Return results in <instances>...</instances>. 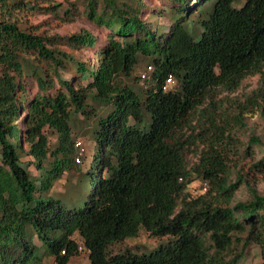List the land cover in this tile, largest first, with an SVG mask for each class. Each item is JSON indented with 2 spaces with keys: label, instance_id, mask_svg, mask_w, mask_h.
<instances>
[{
  "label": "trees",
  "instance_id": "16d2710c",
  "mask_svg": "<svg viewBox=\"0 0 264 264\" xmlns=\"http://www.w3.org/2000/svg\"><path fill=\"white\" fill-rule=\"evenodd\" d=\"M193 1L175 0L180 6L165 22V14L142 20L117 0H107L112 13L102 17L97 1L89 2L90 19L112 31L96 66L22 29L16 9L31 5L0 0V264H43L44 258L69 264L81 250L91 264H242L252 245L264 264V194L241 173L231 180L224 121L210 105L199 109L211 91L235 92L257 75L259 87L233 118L243 125L244 114L264 105V0ZM69 41L88 48L96 38L84 30ZM37 59L52 66L60 84L54 94L48 91L55 82ZM143 61L142 74L152 71L141 94L120 77L131 78ZM69 65L76 74L66 72ZM29 75L43 93L30 99L20 83ZM89 98L111 110L94 131L95 150L79 187L90 180V194L80 207L79 200L50 192L79 165L71 123L88 114ZM197 111L205 127L181 139L177 133ZM47 129L58 134L53 149ZM249 145L263 143L252 137ZM254 168L263 172L264 162ZM195 180L207 186L193 196L188 187ZM243 186L251 195L237 200ZM141 230L168 241L148 253H110Z\"/></svg>",
  "mask_w": 264,
  "mask_h": 264
},
{
  "label": "rangeland",
  "instance_id": "374dc122",
  "mask_svg": "<svg viewBox=\"0 0 264 264\" xmlns=\"http://www.w3.org/2000/svg\"><path fill=\"white\" fill-rule=\"evenodd\" d=\"M31 5V7H23L16 9L18 24L24 30L42 36L47 39L49 47H56L59 50L74 56L76 59L85 62L86 65H98L97 55L99 50L106 44L110 33L107 26L100 25L89 17V2L93 0H20ZM95 13L99 16H109L112 11L109 9L107 0H96ZM122 8H134L139 13L142 20H149L158 14H165L161 22L172 17L174 12L178 10L180 4L175 0H117ZM191 0V4H192ZM48 2V4H47ZM193 3H195L193 1ZM188 4V6H191ZM50 6V7H49ZM173 13V14H172ZM88 31L95 38L94 47H76L69 38L73 35H80L83 31ZM50 42V43H49ZM37 58V57H36ZM38 60V59H37ZM39 62V63H38ZM36 64L41 65L46 72L48 79L54 80L55 87L48 91L54 94L59 88V81L56 79L52 71V66L46 62L38 60ZM148 66L146 62H141L131 78L120 77L122 83L134 87L138 92L144 94L150 87L148 82L142 81L140 75ZM66 72L76 74L74 65H69ZM71 79V76L68 77ZM25 89L27 98L35 97L41 93L36 78L31 75L25 76L20 80ZM84 84V83H83ZM260 85V76H250L246 78L240 88L235 92H226L220 89L210 92L208 99L202 107L210 105L211 109L215 108L221 115L222 124L227 129V137L225 148L228 149V164L231 180H237V176L241 173L246 179L250 180V184L260 193L264 194V171L258 172L254 168V164L264 162V105L259 108H251L250 112L244 114L243 125L236 122L233 118L240 113V107L244 106L246 99L252 95ZM43 94V93H41ZM88 114H77L71 123L73 130V140L81 142L84 147V156L81 157V164L73 166L68 172L55 183L50 195L63 199L64 201L77 202V205L83 207L88 195L90 194L91 181L85 183V188L80 192V180L84 172L88 171L89 162L93 157L95 150L94 131L97 127L98 120L105 117L111 110L104 103H98L92 98L86 101ZM23 116L26 111H23ZM198 111L190 117V122L177 134L181 139L189 138V136L197 134L205 127L203 125L205 119L199 120ZM201 121V124H198ZM19 128L23 129L22 122L19 121ZM45 134L48 137L50 148L53 149L58 143V134L54 130L47 129ZM252 137L259 138L263 143L262 147L249 145ZM201 145V144H200ZM203 148L202 145L200 147ZM195 147H191L187 151V160L190 166L197 162ZM78 151L75 146L73 156L77 157ZM29 160V159H25ZM30 170L36 174L34 166ZM206 183L200 180L193 181L188 191L193 195H199L205 191ZM80 194V195H79ZM251 193L247 186H243L237 193V200H247ZM80 196V197H79ZM77 242L82 245L81 239L75 235ZM168 238H154L145 230H141L136 238L128 239L123 243L115 244L110 247L112 254L119 253L126 249H131L137 253H148L156 249L160 244L166 243ZM245 262L242 264H260V252L256 245H252L247 254ZM53 258H44L43 264H54ZM69 264H91L89 254L86 250H81L78 255L70 260Z\"/></svg>",
  "mask_w": 264,
  "mask_h": 264
},
{
  "label": "built area",
  "instance_id": "2783aa9c",
  "mask_svg": "<svg viewBox=\"0 0 264 264\" xmlns=\"http://www.w3.org/2000/svg\"><path fill=\"white\" fill-rule=\"evenodd\" d=\"M150 71H152L151 70V67H148L147 72H144L142 74V79H146V77L148 76V73ZM167 84H169V85L172 84V78H169L168 79ZM76 148H77V151H78V156L76 157V163L77 164H81V157L84 156L85 150H84V147H83V145H82V143L80 141L79 142H76Z\"/></svg>",
  "mask_w": 264,
  "mask_h": 264
}]
</instances>
